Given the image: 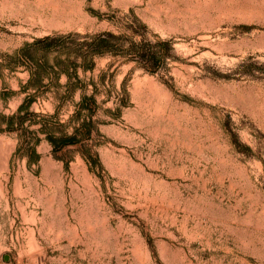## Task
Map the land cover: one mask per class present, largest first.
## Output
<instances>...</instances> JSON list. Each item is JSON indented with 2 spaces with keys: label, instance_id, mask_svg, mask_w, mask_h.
Returning a JSON list of instances; mask_svg holds the SVG:
<instances>
[{
  "label": "rangeland",
  "instance_id": "rangeland-1",
  "mask_svg": "<svg viewBox=\"0 0 264 264\" xmlns=\"http://www.w3.org/2000/svg\"><path fill=\"white\" fill-rule=\"evenodd\" d=\"M134 14L176 58L80 71L99 88L97 161L43 140L29 164L0 132V264H264V0H0V58L56 32L123 31ZM27 79L4 70L0 112ZM33 109L53 113V98Z\"/></svg>",
  "mask_w": 264,
  "mask_h": 264
},
{
  "label": "trees",
  "instance_id": "trees-1",
  "mask_svg": "<svg viewBox=\"0 0 264 264\" xmlns=\"http://www.w3.org/2000/svg\"><path fill=\"white\" fill-rule=\"evenodd\" d=\"M123 31L105 30L93 34L79 32L53 33L36 37L12 54L0 58V75L4 70H21L28 73V79L19 84L17 94L24 95L22 103L12 114L0 112V132L16 133L19 140L17 153L38 163V145L48 141L54 153L68 146L81 145L82 157L92 164L97 161L86 142L97 130L94 115L99 109L97 94L99 88L94 80L89 83L80 77V71H93L98 58L110 57L112 62L134 63L150 73L166 68L169 60L176 58L172 39H162L135 14L119 22ZM66 81L63 83L62 78ZM104 75L100 76L102 82ZM91 84L93 93H85ZM81 91L80 99H74ZM14 91H2L3 99ZM51 96L54 112L44 113L33 109L41 98ZM125 103V101L123 102ZM72 105L73 113L66 121L60 118V111Z\"/></svg>",
  "mask_w": 264,
  "mask_h": 264
}]
</instances>
